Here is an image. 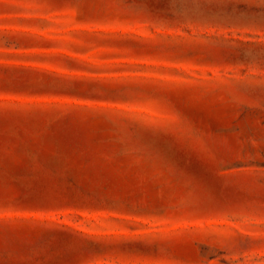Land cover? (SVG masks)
I'll return each mask as SVG.
<instances>
[{
    "label": "rangeland",
    "instance_id": "obj_1",
    "mask_svg": "<svg viewBox=\"0 0 264 264\" xmlns=\"http://www.w3.org/2000/svg\"><path fill=\"white\" fill-rule=\"evenodd\" d=\"M0 264H264V0H0Z\"/></svg>",
    "mask_w": 264,
    "mask_h": 264
}]
</instances>
